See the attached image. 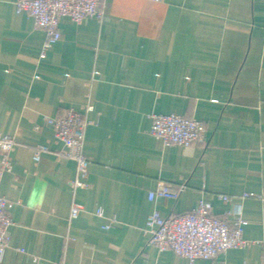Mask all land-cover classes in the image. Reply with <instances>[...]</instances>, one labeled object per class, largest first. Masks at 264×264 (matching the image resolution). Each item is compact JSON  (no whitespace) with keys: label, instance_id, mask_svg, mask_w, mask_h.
I'll use <instances>...</instances> for the list:
<instances>
[{"label":"crops","instance_id":"crops-1","mask_svg":"<svg viewBox=\"0 0 264 264\" xmlns=\"http://www.w3.org/2000/svg\"><path fill=\"white\" fill-rule=\"evenodd\" d=\"M16 1L0 0V132L17 142L0 177L13 219L0 264H189L147 244V219L200 201L241 211L249 243L195 264H264V0H100L103 18L63 17L44 57L45 31ZM69 108L92 121L89 188L72 186L77 163L47 121ZM153 113L203 121L208 143L164 145ZM159 182L186 187L149 199Z\"/></svg>","mask_w":264,"mask_h":264},{"label":"built area","instance_id":"built-area-1","mask_svg":"<svg viewBox=\"0 0 264 264\" xmlns=\"http://www.w3.org/2000/svg\"><path fill=\"white\" fill-rule=\"evenodd\" d=\"M17 13H26L34 20L36 27L45 31L42 57L47 49L62 38L60 21L69 17L76 23L83 22L88 17L102 19L104 10L100 0H17ZM91 106L87 107L90 110ZM150 133L159 137L164 145L191 146L206 145L205 123L197 119H189L176 113H153ZM54 129L57 142L62 143L59 155L73 159L77 163V177L72 180L75 189L89 188V157L84 152L87 127L92 123L84 113L74 108L64 110L55 117L47 118ZM17 142L13 136L0 132V177L4 172L12 171L11 153ZM47 145H38L35 151L37 158L47 151ZM186 185H173L159 182L150 191L149 199L157 197L177 199ZM244 197L255 196L245 193ZM224 202H231L230 195H219ZM11 202L0 192V256L2 257L10 247L9 228L13 219L9 212ZM84 211V206L74 203L70 216L78 217ZM97 215L105 217L102 209ZM115 219H110L105 228L114 226ZM147 244L155 246L159 251L172 250L177 255L186 258L189 264H195L198 259L214 260L225 251L232 248H242L249 241L244 238V218L241 211L217 216L212 205L200 201L198 206L188 212L163 217L158 210H154L147 219Z\"/></svg>","mask_w":264,"mask_h":264}]
</instances>
